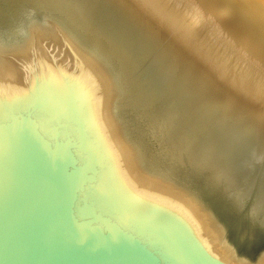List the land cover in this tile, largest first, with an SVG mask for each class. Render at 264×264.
I'll return each mask as SVG.
<instances>
[{"label": "bare ground", "instance_id": "obj_1", "mask_svg": "<svg viewBox=\"0 0 264 264\" xmlns=\"http://www.w3.org/2000/svg\"><path fill=\"white\" fill-rule=\"evenodd\" d=\"M35 35L96 65L112 123L142 175L186 198L228 247L256 246L264 0H0V66ZM214 206L233 216L234 236Z\"/></svg>", "mask_w": 264, "mask_h": 264}, {"label": "water", "instance_id": "obj_2", "mask_svg": "<svg viewBox=\"0 0 264 264\" xmlns=\"http://www.w3.org/2000/svg\"><path fill=\"white\" fill-rule=\"evenodd\" d=\"M214 209L234 236L233 216ZM0 264H264V249L228 247L142 175L96 65L35 35L0 66Z\"/></svg>", "mask_w": 264, "mask_h": 264}, {"label": "rangeland", "instance_id": "obj_3", "mask_svg": "<svg viewBox=\"0 0 264 264\" xmlns=\"http://www.w3.org/2000/svg\"><path fill=\"white\" fill-rule=\"evenodd\" d=\"M217 203V202H216ZM218 204V203H217ZM221 204V203H220ZM224 210V209H223ZM225 214H226V212H224ZM235 221V220H234ZM238 222H241V224H243L244 226H246L247 227V225H245V223H244V219H241V220H237ZM249 228V227H248ZM250 229V228H249ZM251 231H252V233H254V229H252V227H251ZM257 235H259L258 237H259V240H258V243L256 244V246H254V244H251V243H249L248 245H244V247H242V248H244V249H241V250H244V251H253V250H261V249H264V231L262 232V230L260 229V232H259V234H258V232H257ZM237 237V236H236ZM235 237V241H234V244L236 245V247L238 248V238H236ZM256 241V240H255ZM241 248V247H240Z\"/></svg>", "mask_w": 264, "mask_h": 264}]
</instances>
